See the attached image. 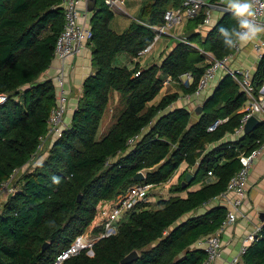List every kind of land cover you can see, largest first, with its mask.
<instances>
[{
  "label": "trees",
  "instance_id": "16d2710c",
  "mask_svg": "<svg viewBox=\"0 0 264 264\" xmlns=\"http://www.w3.org/2000/svg\"><path fill=\"white\" fill-rule=\"evenodd\" d=\"M182 2L154 0L142 9L140 19L162 24L165 12ZM113 18L105 0H97L90 42L94 71L83 85L71 125L42 163L17 178L48 135L49 119L57 106L54 81L40 78L54 61L65 9L63 0H0V96H8L0 104V189L12 178L16 186L2 200L0 264H53L86 234L98 211L137 183L134 178L139 172L146 175L145 183L160 185L171 180L183 164L188 169L197 167V175L184 186L186 171L170 187L171 193L184 192L202 179L209 182L186 197L163 199L155 208L127 213L117 234L98 240L91 250L81 251L64 264H122L133 251L139 257L129 264H204L207 254L195 244L221 228L227 208L214 206L204 215L181 220L226 192L242 167L240 156L264 142V124L248 135L244 132L238 141L223 142L247 113L248 98L231 76L203 104L199 120L194 121L187 109L165 113L178 100V93L151 104L164 86L161 74L178 81L190 73L192 82L184 90L193 94L209 68L202 51L219 60L233 52L223 46L217 32L221 25L237 26L231 13L222 14L204 35L198 30L204 27L203 14L189 21L188 40L199 48L178 42L160 65L149 68L139 63L133 68L114 65L121 53L137 56L155 34L140 23L119 34L112 29ZM252 82L259 92L264 85V56ZM112 93L125 97V109L99 139ZM218 120L224 122L209 131ZM136 136L138 140L130 145ZM53 177L60 182L54 183ZM239 264H264V227Z\"/></svg>",
  "mask_w": 264,
  "mask_h": 264
},
{
  "label": "built area",
  "instance_id": "2783aa9c",
  "mask_svg": "<svg viewBox=\"0 0 264 264\" xmlns=\"http://www.w3.org/2000/svg\"><path fill=\"white\" fill-rule=\"evenodd\" d=\"M87 2V0H63L65 9V25L62 33L60 34L55 48V60L61 63V68L58 73L50 77L57 90V106L52 111L49 119L48 135L42 138V143L38 147V150L34 157L44 149V146L53 143L59 139L63 132L66 130L65 117L69 109V89L67 86L64 65L69 60L80 54L86 45L91 42L92 29L86 23L82 21V14L80 7ZM107 6L112 10H121L125 4V0H105ZM253 7L256 13L257 22L264 23V0H253ZM225 6L222 0H183L181 6L177 8H170L164 14V22L162 24L152 25L144 24L147 28L152 30L155 34L153 42L145 49L138 52L136 58H140L146 53L150 52L153 46L164 36L170 35L171 31L179 27L182 24L188 23L200 17L202 14L205 16V23H209L213 20L217 14L228 13L224 10ZM180 42L192 46L186 36H179ZM253 50L258 55L260 60L264 56V36L256 41L252 42ZM243 47L234 48L233 52L225 58L219 60L211 52L202 51L206 56L209 68L200 79L199 86L194 93V96L199 98L210 87L212 82L216 79L221 69H228L229 75L241 86L242 91L248 98L246 114L241 121V125L236 129L237 135L244 134V127L246 122L252 116H258L264 111V86L259 90L256 89L252 82V75L249 70L242 68L230 69L229 64L234 57L242 51ZM139 75V74H138ZM187 76V83L192 81V75L190 73L185 74ZM170 81V80H169ZM168 81V82H169ZM8 96H0V104L7 102ZM223 120L214 122L209 131H214ZM139 137L132 138L130 145H133ZM262 147H258L248 154H242L240 161L242 164L241 169L231 179L228 189L222 193L219 197L223 200L228 199L227 215L221 226V228L214 234H210L198 240L195 246L199 249L205 250L207 254V260L204 264H215L222 258L223 248L221 235L227 226L233 225L238 219V210L242 207L244 199L246 198V190L248 188L249 174L253 167L255 160L259 157ZM32 159V160H33ZM19 172V171H18ZM17 172V173H18ZM16 173V174H17ZM209 175H213L209 172ZM15 176V175H14ZM13 176V177H14ZM13 179V178H12ZM3 185L0 189V199L5 195H10L15 191L13 180ZM153 185L145 182H137L131 185L126 193L120 195L113 203L107 208H104L102 212L103 216V232L96 237L81 236L74 244L61 254L57 256L53 264H64V262L70 257L77 255L83 250L92 249L94 244L105 237L115 235L118 232L120 224L126 220V214L135 210H141L148 208L150 203V192ZM229 196H232L229 199ZM261 230L246 236L243 241V245L238 254L235 255L229 264H239L243 256L247 253L251 244L258 240V233Z\"/></svg>",
  "mask_w": 264,
  "mask_h": 264
},
{
  "label": "crops",
  "instance_id": "0c3cea01",
  "mask_svg": "<svg viewBox=\"0 0 264 264\" xmlns=\"http://www.w3.org/2000/svg\"><path fill=\"white\" fill-rule=\"evenodd\" d=\"M154 0H125V4L121 10L114 11V18L112 20V29L119 34H123L126 32L134 23L150 24L148 22L140 19V14L142 9L151 3ZM64 6V5H63ZM82 21L86 22L91 27V19L93 16V12L87 11V3L84 2L81 7ZM222 15L216 14L213 20L209 23H204V27H199V33L206 34V31L210 28L214 27ZM189 22L180 25L171 31L170 35H166L162 37L152 48V50L140 58H136V56H132L128 53H121L118 55L114 61V65L116 67H129L133 68L137 63L140 64L143 68H149L155 64L160 65L164 58L168 56L175 48L176 44L180 42L178 39L179 36H187V31L189 28ZM193 47L199 48L197 43H192ZM93 45L89 42L86 47L82 50V52L76 55L74 58L69 59L65 65V76L67 81V86L69 89V109L68 113L65 117V126L69 127L72 122V118L75 110L78 107L79 99L82 94V88L87 80V78L93 73ZM260 62V58L254 52L252 43L243 47L242 51L238 53L234 59L230 62V69L242 68L249 70L251 75L253 76L256 71L258 64ZM206 63H208L206 61ZM61 68V63L58 60L53 61L51 67L48 71L40 78V80H47L50 77L55 76L59 69ZM230 76L228 73V69H221L218 73L216 79L212 82L210 87L203 93V95L199 98L194 96L193 94H188L184 89L187 88L191 82L187 83V76H182L180 80H173L171 77L165 76L163 74L160 75L162 80L164 81V86L160 92V94L156 97V99L151 104L158 103L164 96L178 93L179 98L175 101L166 111L165 113L187 109L192 113V117L194 121L199 120L200 115L197 113V109L202 107L203 104L213 95L215 89L219 85V83L226 77ZM193 79V76H192ZM170 80V81H169ZM169 81V82H168ZM264 86V85H263ZM262 86V87H263ZM126 99L120 93H112L109 105L104 114V118L102 120L99 139H102L105 135L108 134L110 129L115 125L121 114L125 109ZM247 109V104L244 108ZM164 113V114H165ZM262 124H264V111L262 114L257 116ZM261 124V125H262ZM260 125V126H261ZM244 134L237 135L227 134L224 143L235 142L240 140ZM214 145L209 147L211 150ZM262 150L259 157L255 160L253 167L249 174L248 180V188L246 190V198L244 199L243 205L238 210V219L236 223L233 225L227 226L222 235V248L223 255L222 258L219 259L215 264H229L232 258L238 254L239 250L243 245V241L247 235L255 232L256 230H261L264 227V142L261 145ZM191 173L194 177L197 175V167L188 169L187 164H183L180 169L176 172L170 182L169 186L171 187L173 184H176L185 172ZM210 176V175H209ZM183 179V177H182ZM185 180V179H184ZM209 182V179H202L199 183L192 185L191 189H188L181 193H171V197H186L188 192L198 190L205 183ZM153 185L151 193H150V203L149 208L152 205L158 206L159 202L166 198V196L160 197L155 192L157 188L161 185ZM232 196H229L231 199ZM115 201V200H114ZM114 201L110 202L113 203ZM229 200H223L221 197H217L212 202L204 205L203 207L189 212L182 218V222L186 221L190 218L201 216L209 212V210L214 206H223L227 208V204ZM109 203V204H110ZM107 204V205H109ZM103 219V218H102ZM127 219V217H126Z\"/></svg>",
  "mask_w": 264,
  "mask_h": 264
},
{
  "label": "clouds",
  "instance_id": "9594fccd",
  "mask_svg": "<svg viewBox=\"0 0 264 264\" xmlns=\"http://www.w3.org/2000/svg\"><path fill=\"white\" fill-rule=\"evenodd\" d=\"M222 2L225 6L224 10L231 13L237 21L236 27L221 25L217 29L225 48H242L264 36V23L257 22L255 18L253 0H222ZM53 182L59 183V178L53 177Z\"/></svg>",
  "mask_w": 264,
  "mask_h": 264
},
{
  "label": "rangeland",
  "instance_id": "374dc122",
  "mask_svg": "<svg viewBox=\"0 0 264 264\" xmlns=\"http://www.w3.org/2000/svg\"><path fill=\"white\" fill-rule=\"evenodd\" d=\"M217 14V13H215ZM51 145L47 144L46 146H44V149L42 148V151H40L33 160H31L29 162V164L23 169V171H21L20 173H18L17 178H19L20 176H22L25 173L31 172L34 170V168L39 165L40 163H42L45 159V157L47 156V151L50 149ZM118 159H115V161H117ZM170 182H167L165 185H161L160 187L157 188V191L155 192L158 196L160 197H165L166 198H170V186H169ZM16 187V186H14ZM191 187H189V189H191ZM151 193V192H150ZM8 195H5L1 200H0V213L2 211L1 205L3 204V202H5L7 200ZM3 200V202H2ZM111 204V203H110ZM109 204V205H110ZM109 205H105L104 208L110 207ZM155 205H152L151 208H155ZM104 208H100L97 214V218L95 219V221L93 222V224L88 228L86 234L84 236H90V237H96L100 234H102L103 232V216H102V212L104 210Z\"/></svg>",
  "mask_w": 264,
  "mask_h": 264
},
{
  "label": "water",
  "instance_id": "95a60500",
  "mask_svg": "<svg viewBox=\"0 0 264 264\" xmlns=\"http://www.w3.org/2000/svg\"><path fill=\"white\" fill-rule=\"evenodd\" d=\"M87 11L93 12L97 3V0H87ZM202 111V107H199L197 109V113ZM262 122L257 116H252L251 118L248 119V121L245 124L244 127V132L245 134H250L254 132ZM194 179V175L191 173H188L186 176V180L183 182L184 186H187L190 184ZM135 182H144L146 180V175L143 172H139L135 178ZM49 244H45L43 247V250H46L48 248ZM139 257V253L137 251H133L131 254H129L124 260L122 261V264H129L132 263L133 261L137 260Z\"/></svg>",
  "mask_w": 264,
  "mask_h": 264
}]
</instances>
